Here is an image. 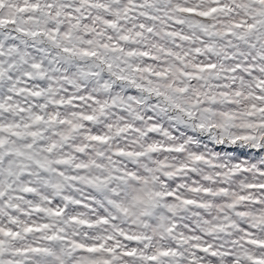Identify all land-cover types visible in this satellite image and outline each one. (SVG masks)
<instances>
[{"label": "snow or ice", "instance_id": "obj_1", "mask_svg": "<svg viewBox=\"0 0 264 264\" xmlns=\"http://www.w3.org/2000/svg\"><path fill=\"white\" fill-rule=\"evenodd\" d=\"M0 264H264V0H0Z\"/></svg>", "mask_w": 264, "mask_h": 264}]
</instances>
